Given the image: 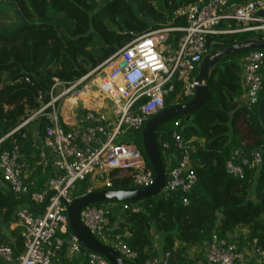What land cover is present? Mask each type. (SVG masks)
<instances>
[{"label": "trees", "instance_id": "16d2710c", "mask_svg": "<svg viewBox=\"0 0 264 264\" xmlns=\"http://www.w3.org/2000/svg\"><path fill=\"white\" fill-rule=\"evenodd\" d=\"M193 1L0 0V153L19 149L24 180L31 192L43 190L58 175L52 166L43 168L40 163L46 122L30 123L11 134L39 109V95L48 94L54 79L65 83L80 79L138 36L163 26H185L184 19L172 15ZM180 36L179 32L171 34L173 47ZM248 38L213 36L206 47L208 52L218 51ZM244 56L222 58L207 82V103L188 121L181 116L155 134L163 167L162 145L173 132L186 142L193 140L196 185L187 194L188 205H182L177 194L167 198L157 195L135 203L141 208L136 214L122 210L119 204L108 214L109 230L136 253V264L158 255L156 235H161L160 251L171 254L170 264H190V255L201 257L213 237L235 243L248 253L257 249L264 254V159L257 167L244 168L241 177L225 171L234 152L250 154L264 143L257 105L240 99ZM190 99L177 85L165 106ZM131 141L142 150L141 131L131 136ZM113 177L112 189L133 188L130 178ZM85 189L86 184L79 186L72 199L86 195ZM21 202L0 181V244L7 245L14 257L22 253V241L18 230L8 229ZM259 258L264 264V255Z\"/></svg>", "mask_w": 264, "mask_h": 264}, {"label": "built area", "instance_id": "2783aa9c", "mask_svg": "<svg viewBox=\"0 0 264 264\" xmlns=\"http://www.w3.org/2000/svg\"><path fill=\"white\" fill-rule=\"evenodd\" d=\"M240 1L244 2L194 0L181 6L172 16L184 19L185 26H163L138 36L80 79L70 83L54 79L48 94L39 95V109L11 134L30 123L46 122L40 163L43 168L52 166L58 175L43 190L31 192L24 180L19 149L0 153V181L11 196L22 200L8 231L18 230L23 247L14 257L7 245L0 244V264H109L104 257L87 251L70 233L66 205L82 184H86V194L112 189L113 175L130 178L133 188L152 184L153 173L131 141L130 132L141 131L148 119L166 108L165 101L177 85L184 97L192 98L198 85L197 68L208 53L210 37L259 36L264 41V0ZM174 32L181 34L175 47L171 40ZM241 70L240 99L258 105L264 86V53H246ZM192 141L173 132L162 145L166 180L159 195H180L184 206L196 185ZM167 143L178 152L176 160L164 156ZM263 159L264 143L250 154L234 152L225 171L241 177L244 168L257 167ZM118 204L133 214L141 209L135 203L107 202L84 207L79 219L98 242L118 251L126 264H136V253L108 228V214ZM155 250L158 255L142 264H170L169 252ZM263 255L257 249L248 253L235 243L213 237L201 257L190 255V264H262L259 257Z\"/></svg>", "mask_w": 264, "mask_h": 264}, {"label": "water", "instance_id": "95a60500", "mask_svg": "<svg viewBox=\"0 0 264 264\" xmlns=\"http://www.w3.org/2000/svg\"><path fill=\"white\" fill-rule=\"evenodd\" d=\"M253 51L264 53V41L251 38L242 40L228 48L208 52L198 65L195 78L198 85L194 89L192 98L184 104L166 107L161 112L147 120L141 130V143L144 157L154 176L153 182L150 186L145 188L119 190L104 189L75 198L69 205H66L69 231L87 251L104 257L109 264H126L118 251L98 242L89 233L79 219L81 210L86 206L107 202L132 204L159 195L165 184L166 177L161 155L156 145V132L161 126L173 122L181 116L186 117V121H188L190 115L198 111L207 103V82L222 58L246 54ZM124 65L125 63H121L120 67H124ZM257 116L264 128V96L260 99L257 105ZM4 187L7 188L5 184Z\"/></svg>", "mask_w": 264, "mask_h": 264}, {"label": "crops", "instance_id": "0c3cea01", "mask_svg": "<svg viewBox=\"0 0 264 264\" xmlns=\"http://www.w3.org/2000/svg\"><path fill=\"white\" fill-rule=\"evenodd\" d=\"M240 130H241V132H245V129L243 127H241ZM164 156H167L172 160H176L178 158V152L172 147V145L170 143H167V148L164 151ZM154 247H155V249L160 251V247H158L155 244H154Z\"/></svg>", "mask_w": 264, "mask_h": 264}, {"label": "rangeland", "instance_id": "374dc122", "mask_svg": "<svg viewBox=\"0 0 264 264\" xmlns=\"http://www.w3.org/2000/svg\"><path fill=\"white\" fill-rule=\"evenodd\" d=\"M9 16H10V18H11V21H13V18H14V16H13V12H11V13H9ZM4 21V23L5 24H8L9 22H10V20H3ZM196 74H197V72H196ZM32 125V124H31ZM167 125V124H166ZM131 134V136H136V134H137V132H130ZM34 138V137H33ZM120 140H122V141H124L125 140V138H120ZM138 149H139V151L142 153V150H141V148H139L138 147ZM9 232V231H8ZM8 232H5L4 233V236L6 237V238H8L10 235H9V233ZM157 237V238H156ZM159 237H161V235H156L155 237H154V244L155 245H157L158 247H160V238Z\"/></svg>", "mask_w": 264, "mask_h": 264}]
</instances>
